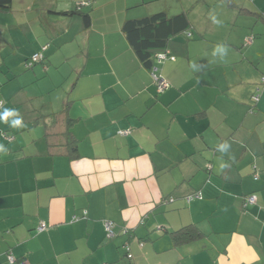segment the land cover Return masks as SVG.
I'll return each instance as SVG.
<instances>
[{"label":"crops","instance_id":"crops-1","mask_svg":"<svg viewBox=\"0 0 264 264\" xmlns=\"http://www.w3.org/2000/svg\"><path fill=\"white\" fill-rule=\"evenodd\" d=\"M228 1L237 9L231 27L221 17L210 27L227 29L220 39L195 25L183 0H20V11L48 12L47 35L24 51V63H43L45 73L32 75L51 71L64 89L39 104V135L32 117L13 124L14 95L27 83L13 65L10 78L0 77V264H264V89L253 97L264 50L252 52L264 43V0ZM78 3L90 24L51 9ZM161 10L186 11L191 34L170 42L171 57L155 59L169 83L158 91L153 65L122 26ZM37 51L42 58L28 65ZM6 110L15 115L5 119ZM68 126L78 156L50 153ZM188 223L203 235L174 245L168 230Z\"/></svg>","mask_w":264,"mask_h":264},{"label":"rangeland","instance_id":"rangeland-1","mask_svg":"<svg viewBox=\"0 0 264 264\" xmlns=\"http://www.w3.org/2000/svg\"><path fill=\"white\" fill-rule=\"evenodd\" d=\"M165 1L168 2L171 0ZM183 1H185V4L188 5L187 10L190 13L189 15L196 26H199V28L201 29L207 30L208 33L216 35L220 39H224L227 33V29H222L220 27H217L216 25V28L214 30H211L210 27L214 26L213 23H215L217 17H221L224 22L230 20V23L227 22V24L231 27L232 21L237 14V9H235L234 3H231L228 0ZM232 1L234 2V0ZM18 3H20V0H14L12 3V7L9 10H0V77H6V79L10 78V74H12L13 69L10 70L9 67L12 65L14 68L16 67L14 70L19 72L18 76L16 77L19 78V81L22 84L27 83L26 86L22 87V90L20 89V91H18L17 94L14 95V102L16 103L18 113L16 119L19 118L23 120L32 117L33 132H39V135H42L44 132L43 125L45 117L41 114L42 110L39 104L45 100H49L50 98H52L54 102L58 101V98H60V94H62L63 92L64 85L54 82L53 74L51 71L49 72L50 74H45L43 77L40 76V78H36L32 75L34 74V70L36 67L41 68L39 69V73H45V67L43 63L37 62L32 67H28L27 63H24V51L28 47L33 45L32 42H38L40 38L42 39V36L47 35L46 28L41 24V20L42 18L44 19V21L47 20L48 12L40 16L39 12H36L34 14L33 11H20V4L18 5ZM51 9L57 12L55 7L51 6ZM56 12H49V14L54 18H58L59 16ZM248 13L249 12H246L245 14ZM243 16L245 17L247 15ZM48 25V33H50V31H52V25H50V22ZM261 40V42H264V38H262ZM14 42H17V44L15 43L16 46ZM18 46L20 47V49L18 48ZM252 50H254L252 52L263 51L264 43H259L257 47L253 48ZM258 63V68L263 69L264 58H262ZM262 76L263 77L260 81L262 83L259 84V88L257 89L258 93H260L262 89H264V75ZM55 80L59 81L57 77L55 78ZM53 83H56L55 85L57 86L52 89L51 93H47V84L51 86ZM39 85L43 86L45 94L41 93ZM3 86L4 88H7V90H10V82L5 83ZM39 115L40 118H37ZM38 146L40 147V144H38ZM133 240L135 242H138L137 238ZM126 247L127 245L124 246L125 252Z\"/></svg>","mask_w":264,"mask_h":264},{"label":"trees","instance_id":"trees-1","mask_svg":"<svg viewBox=\"0 0 264 264\" xmlns=\"http://www.w3.org/2000/svg\"><path fill=\"white\" fill-rule=\"evenodd\" d=\"M13 1L14 0H0V10H9L12 7ZM240 9L243 10L244 8L241 7ZM57 11L66 14H80L86 25L91 22L90 10L83 9L82 4L80 3L72 8ZM258 14L264 18V12ZM190 29L191 22L186 11L169 15L164 10L142 17L127 18L122 26V30L128 39V42L133 47L141 61L148 67L153 65L157 52L169 48L170 42L177 35L185 33L187 38H189L191 32L189 34L188 32ZM171 55H173L172 52ZM72 120L73 118L69 116L68 125L72 123ZM46 135L48 137L51 136L49 129L47 130ZM65 137L66 141L63 143L51 142L50 140L49 143L53 149H50V153L68 154L71 157L78 156V139L74 136L69 126L65 130ZM53 143H56L55 145L57 147H55ZM125 232L128 234V240H131L136 235L133 228H125ZM168 233L172 238L174 245L195 240L203 235L202 230L195 223H188L178 228L170 229L168 230ZM128 256H131V254L129 253ZM104 263L107 264V262Z\"/></svg>","mask_w":264,"mask_h":264},{"label":"built area","instance_id":"built-area-1","mask_svg":"<svg viewBox=\"0 0 264 264\" xmlns=\"http://www.w3.org/2000/svg\"><path fill=\"white\" fill-rule=\"evenodd\" d=\"M42 56H43V54H42L41 51H37V52H35V53L32 55V58L28 61V65H31V64H33L34 62L40 60V59L42 58ZM171 56H172V55H171V52H170V50L167 48V49H165V50H161V51L157 52V54H156V60H157L158 62H162V61H164L166 58L171 57ZM152 68H153V69H152V75H153V77H154V81L156 82L157 90H158V91H163L164 88H166V87L169 85V83H168V81L165 79L164 76H162V75L156 73L155 70L158 69V66H157V65H154V64H153ZM253 97H254V100H257V99L259 98V93H256L255 95H253ZM195 196H196V197L201 196L200 192H196V193H193V194L189 195V196H188V199H190V198H192V197H195ZM249 200H250L251 202L255 201V200H256L255 195H250V196H249ZM113 224H114V223H113L111 220H106V221H105V227H106V230H107V235H108L109 237L114 236V234H115V232H114V230H113ZM47 226H48V224H47L46 222L43 221V222L40 223V225H39V229H44V228H46ZM10 259L13 260V256H10ZM104 264H106V263H104Z\"/></svg>","mask_w":264,"mask_h":264},{"label":"clouds","instance_id":"clouds-1","mask_svg":"<svg viewBox=\"0 0 264 264\" xmlns=\"http://www.w3.org/2000/svg\"><path fill=\"white\" fill-rule=\"evenodd\" d=\"M2 115L6 119L7 116H9V115H15V110H10V111L6 110L5 113H3ZM13 124L15 127H20V126H22V120L18 118V119L13 121ZM0 147H2V146H0Z\"/></svg>","mask_w":264,"mask_h":264}]
</instances>
